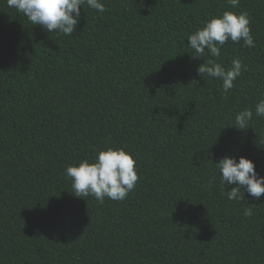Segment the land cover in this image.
<instances>
[{"label": "trees", "instance_id": "16d2710c", "mask_svg": "<svg viewBox=\"0 0 264 264\" xmlns=\"http://www.w3.org/2000/svg\"><path fill=\"white\" fill-rule=\"evenodd\" d=\"M103 2L65 36L0 0V264H264V194L229 200L215 164L243 156L264 176V0ZM225 11L248 13L255 47L195 57L188 36ZM235 58L227 94L197 71ZM110 147L136 159L135 188L76 197L66 168Z\"/></svg>", "mask_w": 264, "mask_h": 264}, {"label": "clouds", "instance_id": "9594fccd", "mask_svg": "<svg viewBox=\"0 0 264 264\" xmlns=\"http://www.w3.org/2000/svg\"><path fill=\"white\" fill-rule=\"evenodd\" d=\"M227 2L232 8H237L240 4V0ZM6 3L9 8L23 13L31 24L41 26L48 33L56 32L65 36L76 32L82 5L86 4L101 14L106 11L103 0H6ZM229 40L237 44L243 40V46L255 47L251 18L247 12L225 11L207 20L203 27L190 34L187 39L188 46L196 53L195 57H205L207 50L208 54L217 59ZM246 70L247 66L240 58L233 59L227 68L216 60L208 59L197 69L202 75L207 73L222 80L225 94ZM255 115L264 117V99L255 105ZM252 119V109H245L236 115L233 126L240 130L247 129ZM136 164V159L125 149L110 147L100 151L95 162L85 159L78 165L68 166L65 174L72 180L76 197L91 195L98 203L103 204L105 198L114 201L127 198L139 179ZM215 164L220 172L222 191H226L227 185H236L226 191L229 200L245 199V191L256 199L264 194V176L259 175L251 159L241 156L237 162L235 157L226 156ZM243 214L250 217L253 213L251 208H247Z\"/></svg>", "mask_w": 264, "mask_h": 264}]
</instances>
